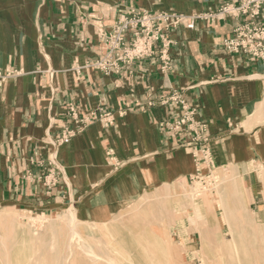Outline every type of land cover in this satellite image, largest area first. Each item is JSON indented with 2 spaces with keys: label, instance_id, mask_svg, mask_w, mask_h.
Segmentation results:
<instances>
[{
  "label": "crops",
  "instance_id": "crops-1",
  "mask_svg": "<svg viewBox=\"0 0 264 264\" xmlns=\"http://www.w3.org/2000/svg\"><path fill=\"white\" fill-rule=\"evenodd\" d=\"M231 1L0 0V203L85 212L95 197L187 184L195 173L190 132L165 127L183 112L176 95L205 125L216 166L241 173L249 207L264 213L247 170L264 166V60L222 46L239 20L168 31L165 68L158 55L119 74L85 67L105 54L104 34L132 9L189 17ZM69 107L92 120L57 144L73 126Z\"/></svg>",
  "mask_w": 264,
  "mask_h": 264
},
{
  "label": "rangeland",
  "instance_id": "rangeland-1",
  "mask_svg": "<svg viewBox=\"0 0 264 264\" xmlns=\"http://www.w3.org/2000/svg\"><path fill=\"white\" fill-rule=\"evenodd\" d=\"M203 151L190 150L202 163L201 180L143 195L95 197L97 206L85 212L84 205L51 213L0 203V264H125L131 248L147 264H264V213L249 207L241 173L216 166L213 156L208 166ZM247 170L264 204V166ZM231 232L235 245L228 254L203 250L210 243L205 237L231 244ZM88 248L100 259L91 260Z\"/></svg>",
  "mask_w": 264,
  "mask_h": 264
},
{
  "label": "built area",
  "instance_id": "built-area-1",
  "mask_svg": "<svg viewBox=\"0 0 264 264\" xmlns=\"http://www.w3.org/2000/svg\"><path fill=\"white\" fill-rule=\"evenodd\" d=\"M232 17L239 20L231 35L222 41L223 48L233 55H248L255 60H264V0H233L222 4L214 13H205L189 17L170 14L167 12L151 13L146 10L132 9L119 19L110 32L104 34L106 52L95 61L87 62L85 67L103 72L106 75L119 74L125 67L137 61L149 59L159 55L160 60L167 67V49L173 41L167 32L183 27L194 29L198 20L212 21L218 17ZM160 45L157 48V45ZM173 102L182 108V114L173 122L166 123L170 131L187 129L191 139L188 146L194 150L204 149L205 163L212 167V155L205 148L207 143L206 127L196 120L194 113L188 111L187 105L181 97L174 95ZM69 116L73 126L65 128L62 135L56 139L57 144L67 143L78 135L91 117L78 116L69 107ZM103 119L110 122V115H103ZM195 173L190 181L201 180V161L193 155ZM50 175H52L50 173Z\"/></svg>",
  "mask_w": 264,
  "mask_h": 264
},
{
  "label": "bare ground",
  "instance_id": "bare-ground-1",
  "mask_svg": "<svg viewBox=\"0 0 264 264\" xmlns=\"http://www.w3.org/2000/svg\"><path fill=\"white\" fill-rule=\"evenodd\" d=\"M234 179H235V177H234ZM234 180L232 179L231 181H229V182H233ZM235 182V181H234ZM230 183H228L227 182V185H229ZM201 201H200V204L202 203H205L204 202V199H200ZM205 219V218H204ZM234 221V220H233ZM204 222V221H203ZM227 225H228V223H227ZM227 227H229V226H227ZM228 229H230V228H228ZM259 234H261V236L264 238V229L263 230H260V233ZM232 238V240H231V244H225L224 242H222L221 240H215V239H213V238H208V237H205V238H207V240L210 242V243H207V244H205V246L203 247V245H202V248H203V250H206L207 249V247L208 248H215V249H218L219 251H221V252H223L224 254H228L230 251H231V249H232V247L235 245V241H234V239H233V237H234V234L231 232V235H230ZM207 245H209V246H207ZM230 245H232V246H230ZM264 246V245H263ZM69 248H70V246H69ZM4 249H5V246H4ZM261 249H263L262 247H261ZM235 250V249H234ZM52 251V250H51ZM236 251V250H235ZM70 252V251H69ZM130 252L133 254L132 256V258H131V260L128 262V263H125V264H147L148 262H149V260L148 259H144V257L142 256V254L141 253H137V251L135 252V251H133L132 250V248H131V250H130ZM235 253H237V251L235 252ZM46 255H47V253H46ZM6 256V255H5ZM88 256H89V258L92 260H98V259H100V257H98V255H94V252H93V250L91 249V248H88ZM7 257V256H6ZM39 258V257H38ZM38 258H37V260H38ZM35 260V259H34ZM51 260H52V258H51ZM239 259L237 258L236 259V262L238 261ZM36 261V260H35ZM41 261V260H40ZM49 261V260H48ZM54 261L56 262V259H54ZM57 261H58V259H57ZM67 261V260H66ZM69 261V260H68ZM70 262H72V261H70ZM37 263H40V262H36V264ZM44 263H45V261H44ZM49 263V262H48ZM11 264V263H10ZM41 264V263H40ZM56 264V263H55ZM66 264V263H65ZM69 264V263H68ZM73 264H74V262H73ZM203 264V263H202Z\"/></svg>",
  "mask_w": 264,
  "mask_h": 264
}]
</instances>
